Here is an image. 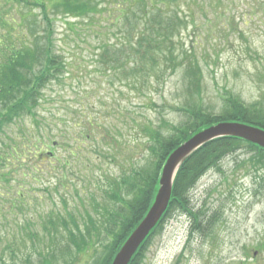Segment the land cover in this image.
Returning <instances> with one entry per match:
<instances>
[{
  "label": "rangeland",
  "instance_id": "obj_1",
  "mask_svg": "<svg viewBox=\"0 0 264 264\" xmlns=\"http://www.w3.org/2000/svg\"><path fill=\"white\" fill-rule=\"evenodd\" d=\"M29 1L39 15L41 1ZM116 1L93 0L97 6L89 5L94 10L87 18L51 14L55 51L66 58V73L43 88L35 118L8 121L0 132V156L7 157L0 160V264L70 262L73 256L60 252L68 243L71 217L96 214L93 204L107 201V179L148 162L145 124L184 119L173 107L184 102L182 90L192 79L186 78L187 53L201 67L207 110L221 112L230 94L264 107V0H179L173 8L187 24L174 33L178 57L162 55L160 80L151 77V90H142L140 78L126 76L133 62L99 57L100 43L132 41L127 20L115 21L111 9L128 3ZM149 98L162 107L151 106ZM31 136L54 142L45 149L54 155L37 161L38 171L29 158L24 165L13 160L16 148L27 152ZM103 149L116 158L100 157ZM251 154L243 148L228 155L192 189L195 210L207 213L202 224L214 219L207 233H192V218L175 211L150 239L142 264H264V171L248 163ZM63 218L70 222L66 228ZM51 222H58L57 231Z\"/></svg>",
  "mask_w": 264,
  "mask_h": 264
},
{
  "label": "trees",
  "instance_id": "obj_2",
  "mask_svg": "<svg viewBox=\"0 0 264 264\" xmlns=\"http://www.w3.org/2000/svg\"><path fill=\"white\" fill-rule=\"evenodd\" d=\"M40 1L38 6L41 11L38 15L30 9L31 1L0 0V119H2L0 132L8 121L27 116L35 118L44 98L43 88L47 83L66 73V58L55 51L57 48L54 43L56 30L55 20L51 17L52 12L57 17L58 14L61 15V18H87L94 10L89 8V5L97 6L93 4V0ZM124 1L128 5L119 9V3ZM178 1H116L119 4L118 8H111L116 14L114 20H127L129 29L126 36L132 41L121 44H110L107 41L100 43L97 46L99 57L111 63L114 61L122 64L124 59L128 64L133 62L132 67L126 69V76L132 75L140 78L142 90H151L153 84L151 77L155 74L156 78H153L160 80L157 72L163 66L161 64L162 55L171 54L174 60L178 57L174 55L176 52V45L173 41L174 33H177L176 30L180 26L187 24V18L173 8ZM137 2L138 5L140 3L139 7L136 5ZM25 3H29L26 8L30 10L24 11L22 7ZM15 5L16 8H13ZM136 9L138 10L135 11ZM13 11L16 13H12ZM40 21L44 27L39 25ZM67 24L76 25L77 23ZM186 60L188 61L186 78L191 77L192 79L188 80L185 90H182L186 97L184 102L173 107L182 112L184 119L175 124L166 119L162 121L161 118L162 123L159 127L150 123L145 124L143 130L145 133L149 132L148 143H150L147 145L150 156L148 162L144 165H134L120 176L109 177L105 188L106 204L101 207L100 204H93L96 214L88 211L85 217L81 215L80 218L71 217L72 228L68 231V243L60 252L64 257L73 256L70 262L66 259L67 264L112 263L116 253L152 205L166 159L193 135L224 121L243 122L264 128V107L257 103H247L235 94L227 96L221 112L216 114L207 110L202 105L201 67L188 53ZM182 64L183 62L180 66ZM147 100L151 106L162 107L154 103L153 98ZM89 122L93 123L90 120ZM163 128L167 132H164ZM81 138L87 139V136L81 134ZM39 139L29 137L30 142L27 145L30 146L27 152L24 153L23 150L16 148L13 160L24 165L25 159L29 158L30 161L37 163V166L33 167L34 170H40L37 161L54 155V152L45 150L53 148L54 142L47 144L45 140ZM243 148L252 153L248 163L254 169L264 171V149L236 137L213 140L184 162L176 175L167 212L137 251L130 264L143 263L144 251L150 239L175 211L186 213L192 218V233L196 231L207 233V227L213 223L214 219H210L212 217L210 215V220L202 224V221H205L204 218H207V213L195 210L191 203V191L209 170L220 168V163L225 157ZM95 149L98 150V146H95ZM102 156L116 158L108 149H103L100 157ZM0 160L3 163L7 157L1 155ZM70 164L68 160L64 162L66 168ZM65 167L63 169H66ZM17 194L23 195L19 191ZM14 201L15 199L12 200ZM64 219L62 223L66 228L70 222ZM51 225L56 231L58 230V222H51ZM48 227L46 225V229L51 231Z\"/></svg>",
  "mask_w": 264,
  "mask_h": 264
},
{
  "label": "water",
  "instance_id": "obj_3",
  "mask_svg": "<svg viewBox=\"0 0 264 264\" xmlns=\"http://www.w3.org/2000/svg\"><path fill=\"white\" fill-rule=\"evenodd\" d=\"M236 137L264 149V128L243 122L224 121L211 125L178 146L166 159L159 178V188L147 213L125 240L111 264H130L133 257L159 224L168 210L176 175L195 152L207 143L223 138Z\"/></svg>",
  "mask_w": 264,
  "mask_h": 264
}]
</instances>
